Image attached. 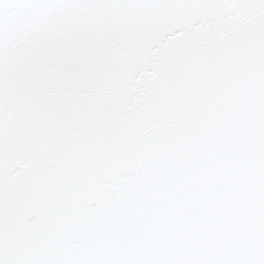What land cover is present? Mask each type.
Wrapping results in <instances>:
<instances>
[{
  "label": "snow or ice",
  "instance_id": "1",
  "mask_svg": "<svg viewBox=\"0 0 264 264\" xmlns=\"http://www.w3.org/2000/svg\"><path fill=\"white\" fill-rule=\"evenodd\" d=\"M0 264H264V0H0Z\"/></svg>",
  "mask_w": 264,
  "mask_h": 264
}]
</instances>
